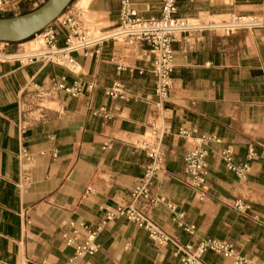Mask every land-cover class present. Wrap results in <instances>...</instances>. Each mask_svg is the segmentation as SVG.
I'll return each instance as SVG.
<instances>
[{
	"label": "crops",
	"instance_id": "crops-1",
	"mask_svg": "<svg viewBox=\"0 0 264 264\" xmlns=\"http://www.w3.org/2000/svg\"><path fill=\"white\" fill-rule=\"evenodd\" d=\"M120 1L78 0L74 8L85 27L107 35ZM130 1L141 17L161 14L162 0ZM177 7V17L203 28L173 44L163 102L143 41L103 39L71 55L75 71L37 57L33 41L5 50L14 58L0 60V264H181L173 244L157 246L123 217L102 226L106 209L132 203L183 245L206 238L233 245V257L208 252L203 264H234L236 257L264 264V25L231 33L208 26L231 15L264 20V0H178ZM62 78L79 82L83 93L56 91ZM115 83L124 98L106 94ZM148 133L163 157L151 183L152 197L163 199L155 205L132 198L150 162L139 144H149ZM202 135L214 140L204 147L206 175L196 188L184 157ZM225 148L236 165L255 151L245 178L227 169ZM238 200L250 207L245 213L234 207ZM180 215L195 234L178 227ZM80 223L100 229V249L73 259L66 237L83 241Z\"/></svg>",
	"mask_w": 264,
	"mask_h": 264
},
{
	"label": "built area",
	"instance_id": "built-area-1",
	"mask_svg": "<svg viewBox=\"0 0 264 264\" xmlns=\"http://www.w3.org/2000/svg\"><path fill=\"white\" fill-rule=\"evenodd\" d=\"M26 1L30 3L34 2L33 5H37L39 0H0V12L13 9L22 2ZM177 4L178 0H162L160 16L157 18H144L138 15L130 0H121L119 25L115 28L119 30V32H123L122 34H126L127 39L133 41H143L151 48L154 56L153 73L156 77L155 96L161 102L165 101L169 97L172 85V73L174 70L173 44L177 41L179 36L201 28L190 25L189 20L185 18L177 17ZM64 16H66V14L61 15V17ZM246 18H251V20L249 22H243ZM61 19L59 17L57 21H60ZM258 19L259 18L256 17L231 15L229 21H227L224 27L221 28H223L226 33H231L239 28H252L264 25L260 24L261 21H258ZM61 26L70 29V33L65 40V46L63 48H59L60 33L52 28V24L48 26L43 33L46 45L51 50H64V52H67L70 56V62L76 64L71 55L87 48L89 44H91L89 43L91 40H89L86 35H81L79 31L81 26L70 15H67V17L61 21ZM73 36L80 37L79 43L73 44L71 42V38ZM109 38L115 39L114 36ZM98 42L99 41H96L94 43L96 44ZM12 45H14V43L0 41V52L4 56H10L5 53V50ZM55 63L62 65L56 61ZM69 69L73 70L71 68ZM54 89L56 91H63L72 97H77L83 93V87L79 82L68 85L65 83V78H62L61 82L57 83ZM106 94L111 98H124V86L120 83H115L109 88ZM181 133L187 137L191 136L186 131H182ZM212 140H214V138L206 135L196 138L195 143L197 144V147L187 153L184 157L185 173L188 176L191 185L196 188H200L204 183L206 175L205 170L207 166L206 158L208 157V151L204 147ZM140 148L147 151L150 162L144 165L143 181L140 185H137L132 189V198L134 201L143 199L148 203L155 205L163 201V199L152 197L151 183L157 173L162 169L163 157L160 148L157 146L151 147L145 142L144 147ZM255 155V151L250 150L247 156V162L241 165H236L234 162V153L231 148H225L221 153V157L227 169L235 173L240 179L247 176L249 162L255 157ZM234 207L242 213H245L250 208L240 200L236 201ZM116 217H123L129 222L136 224L140 229L146 231L149 238L157 246L166 247L169 244H173L175 247L174 256L180 259L181 264H203L204 255L208 252H213L227 258L234 256V247L232 244L213 238L202 239L196 246L191 244H181L178 240H174L166 234L143 211L136 208L134 203L127 206H118L113 209H106L105 220L103 221L102 226ZM182 217L183 215H180L176 218L178 227L182 228L187 234H195L196 227L194 225L186 224ZM79 227L86 233V238L83 241H80L76 235L66 237L67 244L75 249L73 259L93 255L100 249V245L97 243V236L100 229H94L85 223H80ZM245 263L246 261L243 258H235L234 264Z\"/></svg>",
	"mask_w": 264,
	"mask_h": 264
},
{
	"label": "water",
	"instance_id": "water-1",
	"mask_svg": "<svg viewBox=\"0 0 264 264\" xmlns=\"http://www.w3.org/2000/svg\"><path fill=\"white\" fill-rule=\"evenodd\" d=\"M73 0H47L39 8L17 16L0 18V41L23 42L45 30Z\"/></svg>",
	"mask_w": 264,
	"mask_h": 264
},
{
	"label": "bare ground",
	"instance_id": "bare-ground-1",
	"mask_svg": "<svg viewBox=\"0 0 264 264\" xmlns=\"http://www.w3.org/2000/svg\"><path fill=\"white\" fill-rule=\"evenodd\" d=\"M230 17L231 16H227ZM62 17L60 16V19ZM251 20V18H246L243 20V22H249ZM81 22V27H80V33L81 35H86V37L91 40L89 43V46L88 47H91L93 46L96 42V41H102L103 39H106V38H109V37H112L114 36L115 39H120V38H127V35L126 34H122L123 32H119V30L115 29L112 33H109L107 35H103L102 33H100L99 31L95 30V29H89L87 27L84 26L83 22L81 20H79ZM229 21V20H226V19H222L220 20L219 22H212V25H208V26H211V27H219L220 29H223L221 27H224L225 23ZM258 21H261L260 24H264V20L259 18ZM190 23V22H189ZM190 25H193V26H196V27H201L203 28V26L200 24V23H190ZM35 40H40L41 42V45H42V50H39V51H36L37 54H40V55H37V57H46V58H50V59H53L57 62H59L60 64L64 65V66H67L71 69H73L75 71V69L77 68V63L74 64V63H71L70 62V56L68 55L67 52H64V50H51L47 47L46 45V42H45V39H44V36L43 34H37ZM79 40H80V37H72L71 38V42L73 44H77L79 43ZM133 41V40H132ZM14 56L13 55H10V56H4L1 52H0V59L1 60H11L13 59ZM151 136H153V134H150L148 133L146 136H145V139L147 140V138H150ZM140 145H144L143 142H140L139 143Z\"/></svg>",
	"mask_w": 264,
	"mask_h": 264
},
{
	"label": "rangeland",
	"instance_id": "rangeland-1",
	"mask_svg": "<svg viewBox=\"0 0 264 264\" xmlns=\"http://www.w3.org/2000/svg\"><path fill=\"white\" fill-rule=\"evenodd\" d=\"M44 1V2H43ZM78 0H73V2L70 4L69 8H67L63 14H66V16L62 17V19L60 21H55L52 23V28L56 31H58L60 33V46L59 48H63L64 42L66 40V38L68 37L69 33H70V29H68L67 27H63L61 26V21H63L67 15L72 16V18L80 25L81 22L79 20L81 19V16L79 13L76 12V9L74 8V4L75 2H77ZM46 2V0H39L37 2V5H33L34 2L30 3V2H22L20 5H18L17 7L13 8V9H8L5 12H0V17L5 18V17H13V16H17V15H21L23 13L29 12V11H33L37 8H39L41 5H43ZM68 12V13H67ZM226 20H229V17L224 18ZM119 25V21L118 23L112 27L111 29H115L117 26ZM81 26V25H80ZM104 27H102V31L104 32L105 30H103ZM108 30V29H107ZM44 30L38 34H43ZM37 35L33 36L32 38H30L28 41H33V50L34 52L42 50V45L40 40H35ZM25 43V42H23ZM15 46H13L14 48L18 49L19 45L18 44H22V43H14ZM63 45V46H62ZM53 60V59H52ZM55 61V60H54ZM57 62V61H56ZM47 98V97H46ZM37 104L39 103V101H36ZM42 105H40V107H45L48 106L47 103L45 101L41 102ZM147 141L149 142L148 146H155L154 144H157V140L156 137L153 135L150 138H147ZM141 147H143L142 145H140Z\"/></svg>",
	"mask_w": 264,
	"mask_h": 264
},
{
	"label": "trees",
	"instance_id": "trees-1",
	"mask_svg": "<svg viewBox=\"0 0 264 264\" xmlns=\"http://www.w3.org/2000/svg\"><path fill=\"white\" fill-rule=\"evenodd\" d=\"M47 1V0H46ZM29 12H31V11H29ZM26 13H28V12H26ZM23 14H25V13H23ZM0 18H2V17H0ZM32 38V37H31ZM30 39V38H29ZM29 39H27V40H25V41H23V42H26V41H28ZM23 42H20V43H23Z\"/></svg>",
	"mask_w": 264,
	"mask_h": 264
}]
</instances>
